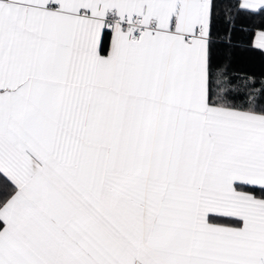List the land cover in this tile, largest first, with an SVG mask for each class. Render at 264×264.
Returning <instances> with one entry per match:
<instances>
[{
	"label": "snow or ice",
	"instance_id": "6c2138e0",
	"mask_svg": "<svg viewBox=\"0 0 264 264\" xmlns=\"http://www.w3.org/2000/svg\"><path fill=\"white\" fill-rule=\"evenodd\" d=\"M245 18L264 0H0V264H264Z\"/></svg>",
	"mask_w": 264,
	"mask_h": 264
},
{
	"label": "trees",
	"instance_id": "16d2710c",
	"mask_svg": "<svg viewBox=\"0 0 264 264\" xmlns=\"http://www.w3.org/2000/svg\"><path fill=\"white\" fill-rule=\"evenodd\" d=\"M240 23L244 27H248L249 25L253 26L252 32L243 34L245 36V39L249 43L254 41L256 31L264 30L258 27V25L261 23L259 18H252V19L245 18ZM238 52L239 54L236 59V67L244 70L241 73L242 76L245 74L250 75L252 72H259V71L264 70V61H262L261 59L259 50H254L251 52H244V51L238 50ZM254 86L256 88L260 87L259 83H256Z\"/></svg>",
	"mask_w": 264,
	"mask_h": 264
},
{
	"label": "crops",
	"instance_id": "0c3cea01",
	"mask_svg": "<svg viewBox=\"0 0 264 264\" xmlns=\"http://www.w3.org/2000/svg\"><path fill=\"white\" fill-rule=\"evenodd\" d=\"M254 40H255V38H254Z\"/></svg>",
	"mask_w": 264,
	"mask_h": 264
}]
</instances>
